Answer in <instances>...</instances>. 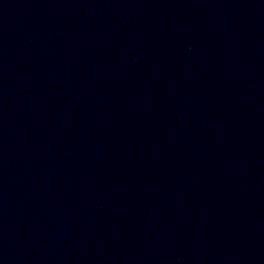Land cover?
I'll list each match as a JSON object with an SVG mask.
<instances>
[{
	"label": "water",
	"instance_id": "1",
	"mask_svg": "<svg viewBox=\"0 0 264 264\" xmlns=\"http://www.w3.org/2000/svg\"><path fill=\"white\" fill-rule=\"evenodd\" d=\"M0 264H264V0H0Z\"/></svg>",
	"mask_w": 264,
	"mask_h": 264
}]
</instances>
